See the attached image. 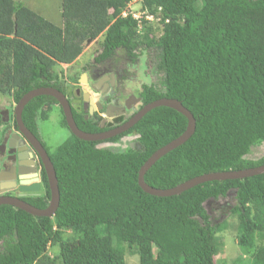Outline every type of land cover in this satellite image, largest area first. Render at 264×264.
<instances>
[{"label": "trees", "instance_id": "trees-1", "mask_svg": "<svg viewBox=\"0 0 264 264\" xmlns=\"http://www.w3.org/2000/svg\"><path fill=\"white\" fill-rule=\"evenodd\" d=\"M61 1L62 23L55 25L22 2L0 0L1 94L15 103L39 87L67 96L57 64L72 62L98 36L101 59L145 46L153 77L140 83L142 105L177 99L193 115L195 129L149 167L144 181L167 189L206 173L264 165V154L245 157L264 143V0H142L141 9L159 17L156 22L122 16L133 0ZM153 23L161 25L157 36ZM56 104L48 95L34 97L23 108V124L38 137L37 120L48 119ZM71 109L79 129L101 130L98 117L86 120ZM186 125L180 112L157 106L107 139L136 135V145L97 147L101 141L71 132L52 151L42 142L58 182V207L47 217L0 204V264H128L127 252L137 264H218L216 235L227 220L214 218L204 203L230 190L234 203L225 212L239 221L236 243L251 255L249 264H264V243L253 239L264 236V173L206 181L171 196L151 195L138 185L143 163ZM42 189L22 199L37 208L48 205L44 170ZM145 244L155 253L141 252ZM49 245L57 247L52 256Z\"/></svg>", "mask_w": 264, "mask_h": 264}, {"label": "flooded vegetation", "instance_id": "flooded-vegetation-1", "mask_svg": "<svg viewBox=\"0 0 264 264\" xmlns=\"http://www.w3.org/2000/svg\"><path fill=\"white\" fill-rule=\"evenodd\" d=\"M99 53L100 49L97 54H94L91 58L89 57L90 60L88 58L87 60L79 61V68L74 69V71L71 70L69 74L66 72L64 77H60V80L66 86V98H69L71 108L82 111L86 120L89 117H98V127L101 130L97 132H105L125 122L143 105L140 96L137 95L141 82L136 83V87H133L134 81L130 80L131 77L130 79L128 78L129 69L130 72L132 70L131 67L128 69L127 66L129 67L132 64L134 50L132 54L116 52L112 58L106 59H101ZM135 58L136 62L138 57L135 56ZM73 61L62 65L74 66L75 61ZM148 63H150L149 57ZM138 65L139 60H137L136 68ZM147 68L144 63V69ZM148 70L149 73L146 75L153 77V67L148 68ZM137 76L138 73L136 74ZM84 91L86 92L85 104ZM94 94L97 95L94 96ZM15 120L14 108L13 111H9L6 108L0 110V172H4V177L12 176L14 173L12 168L21 167L23 173L19 174L16 171V176L10 180L15 182V186L6 189L2 194L19 196L22 199L26 196H36L42 192V171L44 169L38 153L26 136L19 130ZM32 134L45 149L40 135L37 137L34 133ZM104 141H107V139L101 142ZM8 142H10V146ZM101 142H98V144ZM132 144H137L135 139ZM22 146L25 148L21 149ZM27 153H31V156ZM30 160L33 161V166L29 165L28 162ZM29 167H35V171L39 176L40 190L38 192H22L19 190L21 185L19 176L32 174L28 170Z\"/></svg>", "mask_w": 264, "mask_h": 264}, {"label": "water", "instance_id": "water-1", "mask_svg": "<svg viewBox=\"0 0 264 264\" xmlns=\"http://www.w3.org/2000/svg\"><path fill=\"white\" fill-rule=\"evenodd\" d=\"M90 41V40H89ZM84 104L86 100V92L84 91ZM40 95H48L53 97L57 102L59 107L62 110V113L64 115L67 127L69 131L75 135L76 137L87 140V141H102L108 138H111L115 135H118L129 128H131L135 123L139 121V119L147 113L149 110H151L154 107L157 106H166L170 107L172 109H175L176 111L180 112L182 115H184L187 118V125L183 133L179 135L177 138L171 140L167 144L163 145L156 151H154L147 160L143 163V165L140 167L138 171V177H137V183L140 186V188L151 195L155 196H171L177 193H180L182 191H185L193 186H196L200 183L211 181V180H227V179H242L245 177H250L258 174L264 173V165H260L257 167L252 168H246L241 170H233V171H220V172H211L202 174L199 176H195L189 180H186L172 188L167 189H158L149 186L144 181V174L149 169V167L157 161L161 156L169 152L170 150L174 149L175 147L181 145L184 143L194 132L195 129V119L191 112L183 106V104L178 101L177 99L173 98H166L162 97L159 99H156L152 102H149L147 104H144L136 113H134L129 119H127L125 122L121 123L117 127L113 128L109 131H102V132H86L81 129H79L74 121L73 113L71 109V105L69 101L67 100L66 96L59 90L52 88V87H39L35 89H31L27 93H25L17 103H15L14 107V116L16 124L19 128V130L26 136V138L29 140L30 144L33 145L35 148V151L38 153L44 172L46 174V179L48 182V187L50 190V198L49 203L45 208H37L33 205L27 203L23 199H21L19 196H10V195H3L2 192H4L6 189H10L11 187L15 186V182L10 181L12 177L16 176V171L19 174L23 173V170L21 167H13L12 171L14 172L12 176H3L4 172H0V204H8L15 208H19L24 210L25 212L33 215V216H47L52 217L58 207L59 203V189H58V182L55 174V170L53 167V164L42 146V144L38 141V139L25 127V125L22 122L21 114L23 111L24 106L33 99L34 97L40 96ZM97 94H94L96 96ZM5 143V141H4ZM8 145L10 146V142H8ZM25 147L22 146L21 149H24ZM29 156H31V153H27ZM29 165L33 166V161L30 160ZM29 171H31L32 174L27 175H20V186L19 190L22 192H38L40 190V179L35 171V167H29ZM25 176H28L26 178Z\"/></svg>", "mask_w": 264, "mask_h": 264}, {"label": "rangeland", "instance_id": "rangeland-1", "mask_svg": "<svg viewBox=\"0 0 264 264\" xmlns=\"http://www.w3.org/2000/svg\"><path fill=\"white\" fill-rule=\"evenodd\" d=\"M22 2L26 6H29L39 15L54 23L55 25H60L62 23L61 18V0H15ZM128 11L133 12L136 15H141L144 13L141 9L142 0H133L128 4ZM146 13V12H145ZM153 32L154 35L160 34L161 25L157 26L156 23H153ZM100 40L101 36L93 40H88L85 42L83 46L82 52L79 56L74 59V66H67L57 64L56 71L59 73V76L62 78L66 72L69 74L71 70L79 68V61L87 60L89 57L91 58L94 54H97L100 49ZM122 54V53H121ZM135 56L138 57L139 65L136 68ZM89 58V60H90ZM73 61V62H74ZM77 62V63H76ZM144 63L148 68H152L153 64L148 63V49L145 46L137 47L134 50V56H132V64L127 66L129 69L131 67L132 72L129 69V79L134 81L133 87H136V83L144 82L149 83L151 77H148L146 74L149 73L148 68L144 69ZM134 68H136L134 70ZM136 70L138 76L136 77ZM145 73V74H144ZM77 74V73H76ZM15 102L12 100L10 96L4 95L0 93V110L6 108L9 111H13ZM61 110L58 104L53 105L52 110L50 112L49 118L46 120H38L37 127L39 135L46 145V147L52 151L57 145L63 142L70 131L67 127H62L60 124L61 119ZM136 135H128L124 136L120 139L119 142L112 143L110 141H104L97 144V147H111V148H120L123 149L127 146L133 145L132 142L135 139ZM264 154V143L258 145L257 147H253L250 152L245 156L248 159H258ZM234 190H230L225 196H221L217 199H209L204 203L205 209L214 217L218 218V220L226 219V224L223 229L216 235L217 242L220 246L219 251L215 255L214 259L218 264H233V263H242L249 264L251 259V255L249 253H244L240 247L236 243V238L239 234V221L235 217H227L225 210H228L232 204L234 203ZM222 209V212L220 211ZM69 236H73L70 232H68ZM254 242L256 245H260L264 243V236L260 238L257 234L253 236ZM57 251V247L53 245H49L47 249V253L49 255H54ZM141 252L155 253V249L152 245L145 244L140 248ZM126 262L128 264H137V257L135 255H130L128 252L125 256Z\"/></svg>", "mask_w": 264, "mask_h": 264}, {"label": "built area", "instance_id": "built-area-1", "mask_svg": "<svg viewBox=\"0 0 264 264\" xmlns=\"http://www.w3.org/2000/svg\"><path fill=\"white\" fill-rule=\"evenodd\" d=\"M128 6L129 5H127L126 7H125V9H123L122 10V12H121V15L122 16H126L128 13H129V11H128ZM131 14H132V17H134L135 19H139L141 16H144V18L146 19V20H149V21H159L160 20V18L159 17H154L153 15H151V14H148V13H141V15L139 16V15H136L135 13H133V12H130ZM167 20V19H166ZM138 28L140 29L141 28V24H140V22L138 23Z\"/></svg>", "mask_w": 264, "mask_h": 264}, {"label": "bare ground", "instance_id": "bare-ground-1", "mask_svg": "<svg viewBox=\"0 0 264 264\" xmlns=\"http://www.w3.org/2000/svg\"><path fill=\"white\" fill-rule=\"evenodd\" d=\"M26 178H28V176H25Z\"/></svg>", "mask_w": 264, "mask_h": 264}]
</instances>
